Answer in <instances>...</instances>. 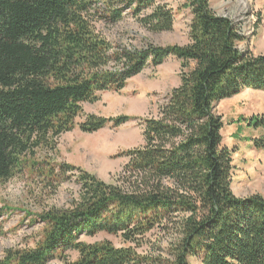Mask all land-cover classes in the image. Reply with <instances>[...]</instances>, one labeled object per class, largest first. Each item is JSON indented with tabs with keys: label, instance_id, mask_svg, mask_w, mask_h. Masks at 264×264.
<instances>
[{
	"label": "trees",
	"instance_id": "1",
	"mask_svg": "<svg viewBox=\"0 0 264 264\" xmlns=\"http://www.w3.org/2000/svg\"><path fill=\"white\" fill-rule=\"evenodd\" d=\"M164 1L0 0V182L26 165L37 167L27 158L54 149L82 105L99 94L121 91L169 57L182 70L157 117L140 119L143 146L118 154L128 163L115 184L61 164L57 182L70 173L78 198L68 209L39 215L42 239L6 250L0 264H188L190 257L201 264H264V198L232 192V150L222 145L215 113L217 103L243 90L264 92V55L242 50L245 37L208 0H187L184 46L115 48L96 28L129 14L152 33L170 32L174 16ZM130 120L136 119L88 115L79 128L95 133ZM255 145L264 148L260 140ZM153 231L173 236L170 259L136 252ZM99 233L134 247L80 241ZM70 252L77 258L70 260Z\"/></svg>",
	"mask_w": 264,
	"mask_h": 264
},
{
	"label": "rangeland",
	"instance_id": "2",
	"mask_svg": "<svg viewBox=\"0 0 264 264\" xmlns=\"http://www.w3.org/2000/svg\"><path fill=\"white\" fill-rule=\"evenodd\" d=\"M208 1L214 13L231 20L245 37L246 41L240 44L242 50L248 48L253 55H264V0ZM164 3L174 16L170 32L152 33L129 14L116 24L101 23L96 28L115 48L133 50L148 44L159 47L188 44L191 14L186 7L187 0H165ZM181 72L180 62L169 57L157 67L147 66L129 79L121 91L99 94L95 103L82 105V114L75 119L73 129L56 139L54 149L40 148L33 158H27L29 162L39 163L37 167L26 165L11 179L0 182V257L9 249L34 247L43 237L44 225L39 215L50 210L68 209L78 198L79 186L70 173L57 182L61 177V164L80 168L99 180L115 184L128 163L126 157L118 154L143 146L140 119L157 117L158 108L171 90L180 85ZM215 113L223 124L222 145L232 150V192L238 198L255 194L264 198V148L255 145V140L264 143V92L243 90L217 103ZM88 115L127 116L136 120L85 133L79 124ZM252 118L263 123L250 125ZM172 238L153 231L145 236V244L136 252L142 256L170 259L168 247ZM80 241L87 244L108 241L118 248L134 247L118 236L105 233L91 237L83 235ZM68 255L70 260L77 258L75 252ZM188 264H201L200 258L190 257Z\"/></svg>",
	"mask_w": 264,
	"mask_h": 264
}]
</instances>
